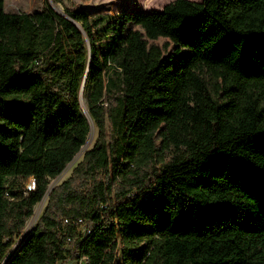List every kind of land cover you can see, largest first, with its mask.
I'll return each instance as SVG.
<instances>
[{
  "label": "trees",
  "instance_id": "obj_1",
  "mask_svg": "<svg viewBox=\"0 0 264 264\" xmlns=\"http://www.w3.org/2000/svg\"><path fill=\"white\" fill-rule=\"evenodd\" d=\"M45 3L0 0V264H264V0Z\"/></svg>",
  "mask_w": 264,
  "mask_h": 264
},
{
  "label": "rangeland",
  "instance_id": "obj_2",
  "mask_svg": "<svg viewBox=\"0 0 264 264\" xmlns=\"http://www.w3.org/2000/svg\"><path fill=\"white\" fill-rule=\"evenodd\" d=\"M169 1L171 0H4V9L5 11H8V12H13V11L33 12L34 10L41 8V6L46 2L45 4L50 5L58 13L59 12L63 13L64 8L72 9V8L79 7V8L84 9L90 15H93L98 12H108L112 15L118 16L125 10H140V11L157 10L158 11L162 8V6L165 3ZM195 1H200V0H195ZM165 41L166 39L161 38L157 40V43L162 45ZM90 87H91V84L87 81L82 94H80V103H81L82 113L84 112L83 106L87 110L86 100H87V95L89 93ZM106 123L107 125H109L108 121ZM89 125H90V122H89ZM92 126H93L92 134L89 137V133H90V129H89L87 140L85 144L82 146L81 150L74 156L73 160L66 165L64 170L57 177L50 180L47 194L54 186L61 183L63 180H65L70 175L73 167L76 165L78 161L81 160L84 151L91 148L95 140V137H96V128L94 124ZM25 187L27 189H31L33 187V180L31 178L25 181ZM47 194H45L42 201L34 205L33 213L29 218L26 219L25 226L20 236L16 238V241H17L16 243L19 242L20 238L23 239V237H25L23 236V233L26 230L27 224L35 216L36 209H39V212L34 222L40 216L44 208V205L46 203ZM69 261H70L69 262L70 264H78L72 259H69ZM57 264H61V262H58Z\"/></svg>",
  "mask_w": 264,
  "mask_h": 264
},
{
  "label": "bare ground",
  "instance_id": "obj_3",
  "mask_svg": "<svg viewBox=\"0 0 264 264\" xmlns=\"http://www.w3.org/2000/svg\"><path fill=\"white\" fill-rule=\"evenodd\" d=\"M86 82H87V71H86V73H85V75H84V77H83V79H82V82H81V87H80V93L79 94H82V92H83V89H84V87H85V84H86ZM83 110H84V112L88 115V112H87V110L85 109V107L83 106ZM89 122H90V133H89V137L91 136V134H92V128H93V124H92V120L89 118ZM82 148V147H81ZM81 150V149H80ZM45 196V195H44ZM44 198V197H43ZM43 200V199H42ZM41 200V201H42ZM38 212H39V209H36V214H35V216L31 219V221L27 224V227H26V230L24 231V233H23V236H26V234L30 231V229H31V227H32V224H33V222H34V220L36 219V217H37V214H38ZM21 239L22 238H20L19 239V242L21 241ZM18 242V243H19ZM18 243H16L15 245H14V247L11 249V251L9 252V254H11L12 252H13V250L16 248V245L18 244ZM8 254V255H9Z\"/></svg>",
  "mask_w": 264,
  "mask_h": 264
},
{
  "label": "built area",
  "instance_id": "obj_4",
  "mask_svg": "<svg viewBox=\"0 0 264 264\" xmlns=\"http://www.w3.org/2000/svg\"><path fill=\"white\" fill-rule=\"evenodd\" d=\"M67 222H68L67 218L64 219V223H67ZM76 222H77V224H79V225L82 226V227L85 225V224H84V221H83L81 218L77 219ZM67 241H69V238H67ZM83 260H84V259H81L79 262H77V261H75V262H77L78 264H81V262H82ZM69 262H70L69 259H66V260L62 261L61 264H70Z\"/></svg>",
  "mask_w": 264,
  "mask_h": 264
},
{
  "label": "water",
  "instance_id": "obj_5",
  "mask_svg": "<svg viewBox=\"0 0 264 264\" xmlns=\"http://www.w3.org/2000/svg\"><path fill=\"white\" fill-rule=\"evenodd\" d=\"M60 13V12H59ZM60 14H63V15H65V13L63 12V13H60ZM79 27H80V25L78 24V23H76ZM87 45H88V43H87ZM79 93H80V90H79ZM79 96H80V94H79ZM83 115L86 117V119L88 120V123H89V115H87L85 112H83Z\"/></svg>",
  "mask_w": 264,
  "mask_h": 264
}]
</instances>
